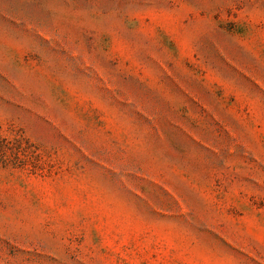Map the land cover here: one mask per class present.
Masks as SVG:
<instances>
[{"label":"rangeland","instance_id":"374dc122","mask_svg":"<svg viewBox=\"0 0 264 264\" xmlns=\"http://www.w3.org/2000/svg\"><path fill=\"white\" fill-rule=\"evenodd\" d=\"M0 264H264V0H0Z\"/></svg>","mask_w":264,"mask_h":264}]
</instances>
